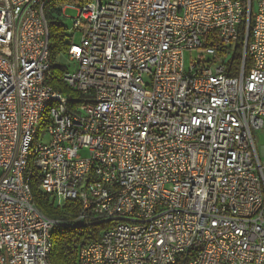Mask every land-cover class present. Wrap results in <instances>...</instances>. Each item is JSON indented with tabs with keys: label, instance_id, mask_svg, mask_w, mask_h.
<instances>
[{
	"label": "built area",
	"instance_id": "1",
	"mask_svg": "<svg viewBox=\"0 0 264 264\" xmlns=\"http://www.w3.org/2000/svg\"><path fill=\"white\" fill-rule=\"evenodd\" d=\"M56 1L0 0V264H52L54 229L80 223L106 228L79 264H264V0L63 3L76 110L46 84ZM35 170L75 219L36 208Z\"/></svg>",
	"mask_w": 264,
	"mask_h": 264
},
{
	"label": "trees",
	"instance_id": "2",
	"mask_svg": "<svg viewBox=\"0 0 264 264\" xmlns=\"http://www.w3.org/2000/svg\"><path fill=\"white\" fill-rule=\"evenodd\" d=\"M71 3L69 0H59L49 3L45 7V15L49 23L50 39L49 49L51 54V70L46 78V84L53 87L56 91L68 97V106L76 110L83 104L90 103V98L82 93L70 89L64 82V75L67 68L59 63L68 50L71 37L67 34L61 18L63 17L60 7L63 3ZM56 15V16H55ZM246 19V18H245ZM245 24L240 28V37L234 58L228 62V72L237 73L242 62L243 43ZM238 66V67H237ZM235 68V69H234ZM41 179L38 171L33 172L30 185L32 188L33 201L36 208L50 219L65 222L73 220L82 210V204L79 201L67 203L64 207H59L55 200L44 194L40 190ZM106 228L105 224H76L73 226H57L52 233V251L50 260L52 264H79V253L83 246L91 241H97L101 232Z\"/></svg>",
	"mask_w": 264,
	"mask_h": 264
},
{
	"label": "rangeland",
	"instance_id": "3",
	"mask_svg": "<svg viewBox=\"0 0 264 264\" xmlns=\"http://www.w3.org/2000/svg\"><path fill=\"white\" fill-rule=\"evenodd\" d=\"M56 16V15H55ZM78 16V11L69 9L61 18V21L63 22L64 26L66 27L67 34L69 33V30H71L74 26V18ZM70 39H67V41ZM79 37H75L74 42L78 43ZM237 48V46H234V49ZM235 53V52H234ZM199 55V51L195 50L193 52L186 51L185 52V63L186 68L189 69V67L192 65V62L194 59H196ZM234 58V54L230 56V61ZM229 61V62H230ZM59 63L64 65L69 70H74L75 65L73 63H70L67 57H63L59 59ZM238 67V66H237ZM235 69V68H234ZM253 135L257 144V147L261 149L264 147V130H255L253 131ZM86 152H83V156H86Z\"/></svg>",
	"mask_w": 264,
	"mask_h": 264
}]
</instances>
